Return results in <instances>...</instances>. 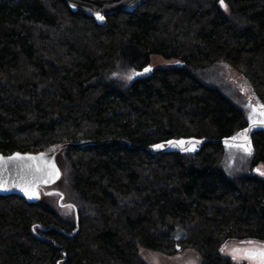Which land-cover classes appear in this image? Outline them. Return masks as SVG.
I'll return each instance as SVG.
<instances>
[{
	"label": "trees",
	"instance_id": "obj_1",
	"mask_svg": "<svg viewBox=\"0 0 264 264\" xmlns=\"http://www.w3.org/2000/svg\"><path fill=\"white\" fill-rule=\"evenodd\" d=\"M154 57L172 63L135 79ZM221 66L264 106V0H149L102 25L62 0H0V153L58 150L65 170L58 195H0V264H148L141 251L189 249L237 264L227 241L264 245V127L251 155L219 142L250 125ZM191 140L205 143L146 150Z\"/></svg>",
	"mask_w": 264,
	"mask_h": 264
},
{
	"label": "water",
	"instance_id": "obj_2",
	"mask_svg": "<svg viewBox=\"0 0 264 264\" xmlns=\"http://www.w3.org/2000/svg\"><path fill=\"white\" fill-rule=\"evenodd\" d=\"M65 2L71 12L81 11L87 17L92 18L98 25H102L107 16L116 12L131 13L143 3L149 0H62ZM104 17L103 20H98L97 15ZM145 68H150L151 71L145 72ZM153 71V67L148 65L142 70L135 73V79L146 78ZM262 126V125H261ZM252 128L256 125H249L247 128V136L250 140V133ZM223 145H241L247 144V141H237L233 138L222 139L219 141ZM205 142L191 140L185 145L172 141L167 143L164 147L155 149L148 147L146 150L154 153L165 152L171 148L178 151H186L192 145L202 146ZM58 150L49 153L37 154H21L15 153L12 155H3L0 153V195L18 196L30 201L40 199L41 193L45 188L54 185L59 177L61 171L56 163V154ZM19 154L22 159H13ZM31 158V159H30ZM58 170V175L56 174ZM31 189L36 195L29 198L22 189Z\"/></svg>",
	"mask_w": 264,
	"mask_h": 264
},
{
	"label": "rangeland",
	"instance_id": "obj_3",
	"mask_svg": "<svg viewBox=\"0 0 264 264\" xmlns=\"http://www.w3.org/2000/svg\"><path fill=\"white\" fill-rule=\"evenodd\" d=\"M222 8L225 10V7L222 6ZM153 64L151 66L153 68L158 67H164V66H169L172 62L169 61H163L160 58H153ZM221 75L223 78L231 83L243 96V98L246 101V106L249 109L248 113V121L250 125H256L257 127H264V123L261 121H264V115H261V113H264V107L261 105L258 100L256 99L255 95L253 94L250 86L247 84V82L241 78V76L235 72L234 70L226 67V66H221L220 71ZM136 72H134L135 74ZM117 75H120L118 73ZM250 117L252 119H250ZM253 121H256L255 123ZM262 125V126H261ZM242 131L241 133H243ZM239 133L234 137L235 140L237 141H245L242 136ZM187 142L184 144L180 145H185ZM233 145H226V148H230ZM196 150V147L193 146ZM191 147L190 150L193 148ZM251 148V146H250ZM243 149V148H242ZM244 150V149H243ZM245 151V150H244ZM259 170V171H258ZM61 178L57 180V182L45 189V192H55L56 195L60 194L61 192H65V181H64V172L65 170L61 169ZM256 171L259 176L264 178V175H261L260 173L264 172V166L259 164L256 167ZM60 181V183H59ZM63 204V203H61ZM69 207L67 206H62L60 211L62 214H69ZM222 248L224 251H221V254L225 257H229L234 263L237 264H261V261L258 257H253L251 259L245 258L244 256L241 255L242 252L245 250H252L253 252H259L261 250H264V245L263 244H256V243H243V242H238V241H227ZM221 248V249H222ZM238 249L241 250V253H237V258H233L232 252L233 250ZM141 257L148 263V264H200V259L198 257V254L192 250H184L180 251L176 255L169 257V256H164L160 255L158 253L154 252H147V251H141L140 252Z\"/></svg>",
	"mask_w": 264,
	"mask_h": 264
},
{
	"label": "snow or ice",
	"instance_id": "obj_4",
	"mask_svg": "<svg viewBox=\"0 0 264 264\" xmlns=\"http://www.w3.org/2000/svg\"><path fill=\"white\" fill-rule=\"evenodd\" d=\"M221 4L222 5L224 4V0H221ZM225 7H226V5H225ZM97 19L98 20H103L104 17L98 14L97 15ZM144 71L145 72H149V71H151V69L150 68H145ZM136 75H139V73H136ZM128 78L131 79L132 77L129 76ZM262 107H264V106H262ZM261 115H264V113H261ZM250 119H252V118L250 117ZM253 122L255 123L256 121H253ZM261 122L264 123V121H261ZM247 131L248 130H244V132L240 134L242 136V138L245 141H247V144H241V145H235V146L243 148L249 155H251L250 140H249V138L247 136ZM180 143L184 144L185 142L181 141ZM156 147L157 148H162L163 145H157ZM191 150L195 151V148L193 147ZM13 159H22V157H20L19 154H17V156L14 157ZM56 174L58 175V170H57ZM260 174L264 175V172H262ZM22 190L25 191V194L28 195L29 198H32L33 196L36 195V193L33 190H31V189L25 188V189H22ZM221 251L223 252L224 249L222 248ZM237 253H241V250H238V249L233 250L232 255H233L234 259L237 258ZM241 255L244 256L245 258H249V259L253 258L254 256L258 257L260 259V261H261V264H264V250H261L259 252H253L252 250H245L244 252L241 253Z\"/></svg>",
	"mask_w": 264,
	"mask_h": 264
}]
</instances>
